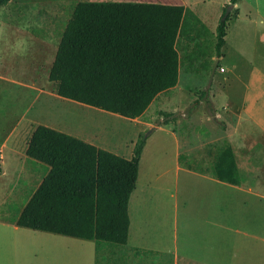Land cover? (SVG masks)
I'll return each instance as SVG.
<instances>
[{"label": "rangeland", "instance_id": "1", "mask_svg": "<svg viewBox=\"0 0 264 264\" xmlns=\"http://www.w3.org/2000/svg\"><path fill=\"white\" fill-rule=\"evenodd\" d=\"M79 1L94 0H10L6 6L0 7V264H95L94 242L91 240L19 226L14 228L15 219L48 172L46 164L25 154L31 132L40 124L98 144L120 156L129 152L138 134H148L136 190L129 199L131 223L126 245L130 250L122 246L107 255L111 263L136 264L132 254L141 244L136 242L135 235L140 232L153 248L144 251L146 261L143 264H171L165 248L172 245L176 203L168 189L173 183L177 152L183 163L207 171L211 155L206 149L209 147L212 151L220 141L218 135L205 137L203 134V102L190 114L187 107L203 89H211L208 83L215 60L212 57L215 28L229 0H168L185 8L175 42L179 55V82L173 89L161 93L144 114L134 120L118 118L97 108L82 110L66 98L60 100L53 84L48 81L65 24ZM253 9L264 16V0H238V6L230 11L222 66L226 67L234 59L238 35L242 33L244 36L242 47L247 50L254 42L252 33L264 29L261 20L252 17ZM250 17L256 19L255 24L245 22ZM236 18L241 20L236 21ZM218 73L219 69L213 90L221 89L217 86ZM226 91L230 96H237V89L233 86ZM241 99L228 97V102L238 103ZM81 112L86 117H77L78 125L73 120ZM162 112L175 114L165 117ZM164 119L169 123L164 127L158 125ZM208 121L212 130L218 132L211 117ZM143 180L149 181V185L143 187ZM139 193L144 196L142 207L138 203ZM195 216V221H200L198 211ZM142 221L150 225L149 230L141 227ZM260 223L264 224V216ZM256 229L253 233L264 238V229ZM227 235L225 232V238ZM230 240L231 246L225 254L238 248L240 264H264V241L235 233H230ZM183 245L180 239L181 254ZM226 258L224 256V260ZM224 264H231V261Z\"/></svg>", "mask_w": 264, "mask_h": 264}, {"label": "trees", "instance_id": "2", "mask_svg": "<svg viewBox=\"0 0 264 264\" xmlns=\"http://www.w3.org/2000/svg\"><path fill=\"white\" fill-rule=\"evenodd\" d=\"M9 1L0 0V7ZM184 14L181 4L77 2L48 73L55 94L125 118H139L158 94L178 83L175 42ZM228 19L229 15L220 19L215 28L217 58L222 55ZM208 95L209 89H203L188 105V114L204 102L206 111L213 115ZM168 123L164 119L158 125ZM147 138L144 133L138 134L130 158H125L55 128L37 125L25 154L46 164L48 172L15 219V225L91 240L95 264H115L107 254L127 243L129 198ZM209 154L211 163L203 172L239 185L229 143L220 142ZM178 160L183 164L181 155ZM185 166L192 169L191 165Z\"/></svg>", "mask_w": 264, "mask_h": 264}, {"label": "crops", "instance_id": "3", "mask_svg": "<svg viewBox=\"0 0 264 264\" xmlns=\"http://www.w3.org/2000/svg\"><path fill=\"white\" fill-rule=\"evenodd\" d=\"M94 1L177 4L168 0L162 2L158 0H153V2L147 0ZM235 6H238V2L234 4ZM253 12L255 16L253 14L252 17L255 18L257 16V19H260L264 25V16L254 9ZM252 17L245 22H254L255 24L254 20L256 19H252ZM238 20L241 19L236 18V21ZM226 35L225 43L221 49V57L217 58L215 52L214 56L211 55L215 59H218L219 66L214 72L208 95L214 108L213 115H210L206 111L203 102V110L205 111L203 113V134L205 137L212 134L218 135L219 137H217L220 141L217 144L224 140L229 143L239 173L240 184L233 185L222 182L203 172L205 170L187 168L185 166L187 165L186 162L183 164L179 163V154L177 152V161L173 167V183L168 189L169 195L173 197L176 203L172 228V245L169 248H165L166 257L169 261L171 259V264H179V262L181 264H224L225 261H231V264H240V258L237 254L238 248H235L234 251H228L227 254L224 253L231 246V243H228L231 241L230 233L231 235L235 233L244 238L264 241L263 237L253 233V230L256 228L258 230L264 229V224L260 223L262 216H264V29L252 33L254 42L248 46L247 50L242 47L244 36L242 33L238 35L234 47V59L224 67L220 63L225 58ZM217 69H219L217 86L221 87V89L213 90ZM231 86L237 89V96H230L226 91ZM228 97H242V99L238 103L235 101L229 103ZM59 98L64 101L62 97ZM68 101L78 104L82 110H97L82 103L80 104L69 99ZM75 116L73 121L78 125L80 122L77 117H86L84 112L77 113ZM210 117L218 128V132L212 130L208 121ZM124 119L134 120L129 118ZM147 140L139 161L138 173L141 159L148 145ZM91 144L100 147L98 144ZM133 144L128 150L129 152H126V154L128 153L127 156L124 154L123 157L130 158ZM206 151L209 155L211 149L207 147ZM141 185L143 187L149 185V181L143 180ZM137 196L139 198V206L142 207L144 196L141 193ZM197 198H199L198 202ZM180 209L181 211L178 212ZM197 211L200 214V221H195ZM143 226L148 230L150 229V225L147 222L142 221L141 227ZM14 228L17 229L18 226H14ZM225 232H228L226 238ZM135 235L136 242H141V244L136 246V252L132 256L136 264H143L146 261L144 251L149 252L153 248L149 242H146V239H143L145 237L143 234L135 232ZM180 239L184 242L182 254L179 248ZM125 248L128 249L127 245H125ZM224 256H227L225 260ZM166 257L161 255V258Z\"/></svg>", "mask_w": 264, "mask_h": 264}, {"label": "water", "instance_id": "4", "mask_svg": "<svg viewBox=\"0 0 264 264\" xmlns=\"http://www.w3.org/2000/svg\"><path fill=\"white\" fill-rule=\"evenodd\" d=\"M233 7H234V4L233 3H229L226 6L225 11H224V14L222 16V20L225 19L227 17V15H229V13L233 9ZM217 63H218V59H215V61L213 63V66H212V69H211V72H210V78H209L208 86L211 85V82H212V79H213V75H214V72L216 70ZM152 128H154V127H152ZM146 135H148V134H146Z\"/></svg>", "mask_w": 264, "mask_h": 264}, {"label": "bare ground", "instance_id": "5", "mask_svg": "<svg viewBox=\"0 0 264 264\" xmlns=\"http://www.w3.org/2000/svg\"><path fill=\"white\" fill-rule=\"evenodd\" d=\"M111 115H114V116H117L118 118H122L121 116H118V115H115V114H111ZM103 122V121H102ZM106 122V121H105ZM104 122V123H105ZM131 127V126H130ZM124 130V129H123ZM17 264V263H16Z\"/></svg>", "mask_w": 264, "mask_h": 264}]
</instances>
